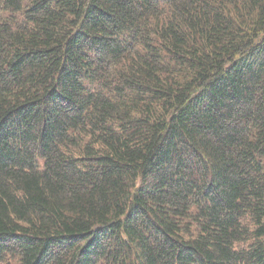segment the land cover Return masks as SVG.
<instances>
[{"label": "trees", "instance_id": "16d2710c", "mask_svg": "<svg viewBox=\"0 0 264 264\" xmlns=\"http://www.w3.org/2000/svg\"><path fill=\"white\" fill-rule=\"evenodd\" d=\"M0 264H264V0H0Z\"/></svg>", "mask_w": 264, "mask_h": 264}]
</instances>
